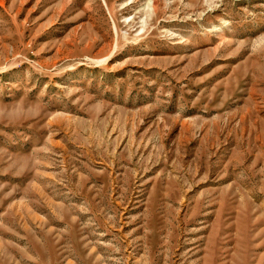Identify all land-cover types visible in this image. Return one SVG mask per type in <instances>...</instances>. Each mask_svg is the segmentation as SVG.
Listing matches in <instances>:
<instances>
[{"label": "rangeland", "instance_id": "obj_1", "mask_svg": "<svg viewBox=\"0 0 264 264\" xmlns=\"http://www.w3.org/2000/svg\"><path fill=\"white\" fill-rule=\"evenodd\" d=\"M0 264H264V0H0Z\"/></svg>", "mask_w": 264, "mask_h": 264}]
</instances>
